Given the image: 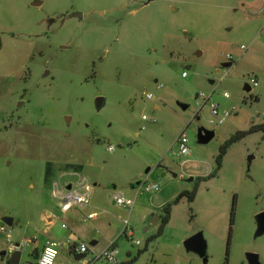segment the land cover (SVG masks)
I'll return each mask as SVG.
<instances>
[{
  "label": "rangeland",
  "instance_id": "374dc122",
  "mask_svg": "<svg viewBox=\"0 0 264 264\" xmlns=\"http://www.w3.org/2000/svg\"><path fill=\"white\" fill-rule=\"evenodd\" d=\"M31 1L0 0V225L7 217L19 225L8 228L11 240L0 233V244L21 242L37 230L44 245L49 237L42 215L54 211L64 218L57 224L64 239L70 229H93L101 252L112 236L118 264H204L184 248L200 232L208 244L207 264H249L248 253L264 264V235L255 238V216L264 212V133L230 143L219 176L203 183L194 201L188 197L194 185L183 179L215 173L222 148L264 124V0L261 7L252 0H38L41 9ZM72 3L98 15L49 28L45 20ZM110 6L119 11L103 17ZM29 35L53 40L36 46ZM50 43L70 44L71 50L55 56ZM228 62L233 65L224 68ZM46 68L53 80L43 77ZM29 69L36 72L25 81ZM21 96L27 103L20 114L36 126L39 140L26 132L16 144L1 130ZM98 97L105 99L101 112ZM212 104L218 117L211 115ZM201 127L215 132L206 145L198 143ZM184 130L190 153L178 159L175 141ZM69 164L79 167L67 170ZM65 173L64 182L80 174L93 187L83 214L65 217L53 197V182ZM145 184H157L159 191L146 192ZM115 194L134 202L131 212ZM169 204L168 225L148 228L147 220ZM92 213L97 220L82 221ZM29 253L23 248L21 264H35Z\"/></svg>",
  "mask_w": 264,
  "mask_h": 264
},
{
  "label": "built area",
  "instance_id": "2783aa9c",
  "mask_svg": "<svg viewBox=\"0 0 264 264\" xmlns=\"http://www.w3.org/2000/svg\"><path fill=\"white\" fill-rule=\"evenodd\" d=\"M250 84L253 87H256L258 85V79L256 76L251 77ZM251 87V86H250ZM252 89V87H251ZM225 96H228L225 94ZM147 99L153 100L154 97L152 94L147 95ZM211 108V115L213 117L219 116L218 106L215 104H212L210 106ZM229 116V113H227L220 121L219 123L222 124L225 119ZM143 120L146 122L154 123L155 121L149 119L146 115L143 116ZM211 124H214L213 121H211ZM189 138L186 134V131L184 130L176 139L175 145L177 146V150L174 152V155L180 159L182 157L187 156L190 153V149L188 146ZM110 152H113L115 150L114 146H110L108 148ZM67 175V173L60 176L58 179H56L53 182L52 185V194L54 199L56 200L58 206L64 210L69 211L74 208H84L89 205V193L91 191V184L89 180L86 178H83L80 174H75L78 179L74 182H64V177ZM69 175H72L69 173ZM70 187V188H69ZM144 190L146 192H153V191H159V186L157 184H145L143 186ZM115 201L125 208H129L130 210L134 206V202L131 200H127L125 197L115 194L114 195ZM97 218V214H89L87 217L83 218V221H90ZM126 224V231L128 230L129 221H125ZM66 228V226L64 225ZM0 230L2 232L7 231V226L3 225L1 226ZM129 236H133V233L130 231ZM10 237V236H9ZM26 245L25 242L21 244H13L11 245L9 252L13 253L14 251L22 250L23 247ZM114 244L109 246L105 251L93 254L90 253V246H88L85 243H80L78 240H72L71 242V250L76 255H84L85 257L79 261H77V264H97L101 261H106L110 264H118L117 261V251L113 250ZM59 247L60 243L54 240H48L43 250L39 256L38 264H56V261L59 256ZM1 264H10V262H4Z\"/></svg>",
  "mask_w": 264,
  "mask_h": 264
},
{
  "label": "flooded vegetation",
  "instance_id": "af4514ba",
  "mask_svg": "<svg viewBox=\"0 0 264 264\" xmlns=\"http://www.w3.org/2000/svg\"><path fill=\"white\" fill-rule=\"evenodd\" d=\"M150 1L151 0H148V2H150ZM30 6L34 7V8L41 9L43 6V3L38 1V0H32ZM117 11H119V8L110 6V7L106 8L104 10V12H102V16L104 17L107 13H112V12H117ZM98 12H99V10L93 9V8L85 9V10L79 9L75 6L74 3H72L68 8H63V9H60V10L54 12L52 14V16H49L45 20V23L48 25L49 28H51V26L56 24L57 22H61L63 24L68 19L84 20L85 18H88L89 16H91L93 14L98 15ZM36 20H38V19H36ZM46 35L50 36V33H47ZM52 40L53 39L51 37H47V38L43 39L40 36L29 35V38L27 41H28V43L34 44L37 46L41 42H51ZM48 47H49L48 49L51 52H53V54L55 56H57L59 53H64V52L71 50L70 44H64V45L60 44L57 46L55 43H50ZM40 55H42V53H40ZM35 61H36V56L33 53L32 56H30L29 62L34 64ZM228 64H231V66L233 65L232 62L225 63L224 65H228ZM91 65L93 66V68H95L97 65V62L96 61L91 62ZM36 67L39 68V66H36ZM45 71L46 72L43 75V77H45L46 79L53 80V77L51 76V73L48 72L47 68L45 69ZM35 72H36L35 69H32V70L29 69L26 72L25 81H27L29 78H31L33 75H35ZM90 77H92V76H90ZM87 80L89 81V78H87ZM19 102H21L20 104H22V106H19L18 108L12 110L11 113L9 114V116L3 120L4 125L2 128L3 130H1V131H3V133H10L11 142L16 143V144L18 143V141H20V138H22L23 136L26 135V132L29 133V136L32 140H39L38 139V133L36 132V130L33 129L36 126H33V124L32 125L30 124L32 128L29 127V124H28V123H30L29 119L27 117H24L22 114H20L21 110L26 106V103H27V102H25L24 96H21V98L19 99ZM101 110L97 111V112H101ZM248 170H250L249 166H248ZM210 175H200V174L192 173L189 175L188 174L184 175L183 179H186L188 182H191L194 185V191H197V189L203 183L211 181V179H208V177ZM218 176L219 175H217L215 178H217ZM174 177H178V175L174 174ZM194 191H192V192H194ZM235 204L236 203L234 202V205H233L234 209H235ZM234 214H235V211H234ZM161 217H162V220L158 225H162L163 219H164V214H162ZM5 251H8V250H4L3 252H5ZM6 257L9 258L8 255L7 256H0L1 259H4ZM125 264H132V262L128 261Z\"/></svg>",
  "mask_w": 264,
  "mask_h": 264
},
{
  "label": "crops",
  "instance_id": "0c3cea01",
  "mask_svg": "<svg viewBox=\"0 0 264 264\" xmlns=\"http://www.w3.org/2000/svg\"><path fill=\"white\" fill-rule=\"evenodd\" d=\"M253 6H260L261 7V2L260 0H252L250 2ZM262 13L264 14V9L262 11ZM141 184V183H140ZM137 185V186H140ZM92 185H91V191L89 193V204H90V197H91V193H92ZM59 207V206H58ZM89 207L86 206L84 208H74V209H71L69 211H66V212H62V215H65L66 217V213H71L73 211H75L76 213H79V214H83L84 211ZM134 207V206H133ZM60 208V207H59ZM133 209V208H132ZM132 209L130 210V212L132 211ZM92 214H96V213H92ZM69 216V214L67 215ZM98 214H97V218L94 219V220H97L98 219ZM42 219L44 220V224H45V235L47 237H49L45 243L48 241V240H58L59 242H63V246L66 247L64 248V251L63 254L60 253L59 251V256H58V259L56 261V264H76V260H75V256H77L76 254H74L71 250V242L72 240H78V242L80 243H85L87 244L88 246H90V253H93V254H98V253H101L103 251H105L109 246L112 245L113 243V239H112V236L110 237V239H108L110 242L108 243L107 247L103 249V251H99V245H100V235H96L95 231L92 229H87L85 232H81L80 230H71L69 231L68 234H66V237L65 239L61 236V232H60V229L57 228V224H59V221L63 220L64 218L62 216H59L57 212H54V211H46L45 214L42 215ZM82 221H83V218H82ZM90 221H93V220H90ZM85 222V221H83ZM88 223V221H86ZM5 224H1L0 225V228L1 226H3ZM18 224H15V221H14V226H17ZM64 225L66 226V228L64 227ZM63 225V228L64 229H67L69 230V227L68 225L64 224ZM12 226V227H14ZM19 226V225H18ZM9 227L7 226V231L6 232H2L0 230V233L1 234H6L8 240H11L12 238V234H11V231H9L8 229ZM13 232L15 233V235H18L20 234L18 228H16V230H13ZM39 231L37 230H34V233L31 234L30 236H26V237H23L21 240V242H17V241H14V242H10L9 246H4V244H0V254H2V252L4 250H9L11 245L13 244H21L23 242L26 243V245L23 247L25 248L26 246L29 248V254L31 256V259L33 260V262L35 264H38V259H39V256L43 250V247L45 245H41V241H40V236L38 235ZM10 236V237H9ZM85 238V240H83ZM61 240V241H60ZM89 242V243H88ZM32 245L35 246V249H32ZM3 250V251H2ZM62 255V256H61ZM79 256V255H78ZM4 262H10L9 258H4L2 259ZM30 264V263H29ZM33 264V263H32Z\"/></svg>",
  "mask_w": 264,
  "mask_h": 264
},
{
  "label": "water",
  "instance_id": "95a60500",
  "mask_svg": "<svg viewBox=\"0 0 264 264\" xmlns=\"http://www.w3.org/2000/svg\"><path fill=\"white\" fill-rule=\"evenodd\" d=\"M230 66L231 64L223 65L224 68H229ZM251 90L252 89L249 85H245L246 92H250ZM104 105H105V99L103 97H98L95 100V107L97 111H100L101 109H103ZM20 106H22V104H20ZM179 106L182 110H187L189 108V106L185 104H179ZM67 123L68 124L70 123L69 117L67 118ZM214 137H215L214 131L208 130L203 127L199 128L198 135H197L199 144L206 145L210 143L214 139ZM252 159L253 157L249 158V169H250ZM139 184L140 183H138L137 185ZM161 220H162L161 216H153L149 218L147 220L148 228L157 226L161 222ZM255 220L257 223V230H256L255 238H258L264 235V212H261L258 215H256ZM3 224H5L8 227H12L14 226V220L13 218H9V217L4 218ZM184 248L188 253H194L198 255L205 264L208 263V255H207L208 254V244L202 232L197 233L194 236L187 239L184 242ZM7 255L9 256L10 264H21V260L23 256V249L14 251L13 253H10L8 250L0 254V256H7ZM84 257H85L84 255H80V256L77 255L75 256V260L79 261L83 259ZM247 259H248L249 264H262L260 262L259 255L257 254L248 253Z\"/></svg>",
  "mask_w": 264,
  "mask_h": 264
},
{
  "label": "trees",
  "instance_id": "16d2710c",
  "mask_svg": "<svg viewBox=\"0 0 264 264\" xmlns=\"http://www.w3.org/2000/svg\"><path fill=\"white\" fill-rule=\"evenodd\" d=\"M2 46H3V44H2V39H1V37H0V52H1V50H2ZM257 132H263L264 133V124H262V125H260V126H256V127H253L249 132H245V133H240V134H238L237 136H235L231 141H229L223 148H222V152H221V154L218 156V159H217V169H216V172L215 173H213V174H211L209 177H208V179H213V178H215L217 175H218V173L220 172V170H221V167H222V161H223V158H224V156H225V154H226V152H227V148L229 147V145H230V143H232V142H235V141H238L239 139H242V138H245L248 134H250V133H257ZM79 166L77 165H72V164H69V165H66V169L67 170H69V169H76V168H78ZM53 168V164L51 163V162H48L47 163V169H48V172H50L51 171V169ZM196 196H197V191H194V192H192V193H190V194H188V197H189V199L191 200V201H194L195 200V198H196ZM182 197V196H181ZM178 202V201H177ZM177 202H175V203H177ZM234 202L236 203V197L234 198ZM172 205L173 204H169L168 206H166L165 208H164V219H163V223H162V225H161V230L166 226V225H168V223H169V221H170V218H171V212H172ZM234 207H233V212H232V214H231V228H232V226H233V224H234V216H235V214H234ZM229 246H230V240H229V242H228V248H227V255L229 254Z\"/></svg>",
  "mask_w": 264,
  "mask_h": 264
}]
</instances>
